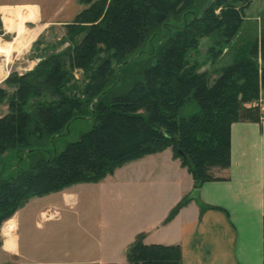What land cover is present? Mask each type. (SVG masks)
I'll list each match as a JSON object with an SVG mask.
<instances>
[{"label":"trees","instance_id":"trees-1","mask_svg":"<svg viewBox=\"0 0 264 264\" xmlns=\"http://www.w3.org/2000/svg\"><path fill=\"white\" fill-rule=\"evenodd\" d=\"M81 2L89 6L67 24V33L74 39L82 34L76 46L65 48L66 54L51 52L42 64L18 77L11 113L0 119V153L7 145L24 143L22 135L30 124L41 137L50 136L85 113L87 103L67 87L69 67L91 64L100 44L117 61L127 62L150 34L170 18L191 11L196 0ZM242 21V11L230 0H207L198 14L167 37L164 60L146 73L145 82L121 94H113L112 87H107L112 75L109 60L95 68L83 91L95 100L94 125L62 151L39 159L15 176L0 178V225L32 197L98 180L121 163L167 147L191 173L195 189L206 181L221 179L218 172L227 169L231 161V124L261 118L258 105L244 103L255 101L264 92V26L246 53L219 68L213 80L201 68L183 74L181 58L183 50L196 46L194 38L199 34L217 32L230 41ZM210 51L214 57L219 55L215 47ZM4 96L0 89V98ZM31 96L49 97V102H34L35 109L29 113L24 106ZM188 97L198 110L181 115ZM188 199H181L168 218ZM143 236L138 234L130 245L129 264H181L179 245L146 244Z\"/></svg>","mask_w":264,"mask_h":264},{"label":"rangeland","instance_id":"rangeland-1","mask_svg":"<svg viewBox=\"0 0 264 264\" xmlns=\"http://www.w3.org/2000/svg\"><path fill=\"white\" fill-rule=\"evenodd\" d=\"M5 1H35L42 6L44 17L65 18L71 15L74 6L79 3V0ZM206 2L196 0L186 16L181 14L170 18L166 25L150 34L143 46L127 58V62L126 59L117 61L111 51L100 44L98 54L91 64L86 67H69L67 87L87 103L85 113L76 117L60 133L50 136L41 137L30 124L25 135H22L24 143L7 145L0 153V178H9L21 170L30 169L39 159L62 151L68 143L90 130L94 125L95 100L88 99L83 91L91 81L93 70L109 60L112 75L107 87H112L113 94L124 93L135 84L145 82L146 73L164 60L167 37L198 14ZM230 3L242 11L243 21L237 32L230 41L222 39L217 32L196 36V46L182 51L183 74L201 68L213 80L218 76L219 68L244 55L249 45L260 37L264 26V0H230ZM88 6L84 3L79 12ZM219 11L220 8L215 12ZM78 13L68 23L73 22ZM16 15L14 13V18ZM23 17L21 15L19 20L23 21ZM31 17L6 32L0 16V44L18 39L16 50L12 49L9 55L0 53V89L5 92V96L0 98V119L11 113L10 102L14 100V93L19 87L18 77L42 64L51 52L64 54L67 51L65 48L76 46L82 36L78 34L75 39L70 36L67 33L68 23L46 25L44 18L42 22L38 20V11L37 18L33 15ZM33 32V37L24 43L23 37L26 39ZM211 47L219 52L217 57L213 56ZM8 77L12 81L7 82ZM38 100L49 102V97L39 99L31 96L24 109L32 113L35 109L33 103ZM261 101H264V92H260L255 101L244 103V106L253 107ZM197 110L196 102L188 97L180 108V114L189 115ZM3 140L7 141V138ZM156 152L121 163L98 180L78 182L66 187L65 191L30 198L15 212L20 223L21 256H10L0 249V262L16 264L39 260V264H95L101 259L100 262L105 264H129L127 251L134 242L132 235L146 219V214L140 210L145 209L140 200L145 197L146 189L152 185L161 187L168 179L167 171L159 163L144 159ZM64 192L72 193L71 198L66 200ZM43 211L45 214L58 213L56 217L45 218ZM6 221L0 225V231Z\"/></svg>","mask_w":264,"mask_h":264},{"label":"crops","instance_id":"crops-1","mask_svg":"<svg viewBox=\"0 0 264 264\" xmlns=\"http://www.w3.org/2000/svg\"><path fill=\"white\" fill-rule=\"evenodd\" d=\"M83 6L84 3L79 0L68 18L44 17L42 6L35 1L0 0V16L7 32L9 29L3 13H10L14 27L32 19V15L36 17L37 11L38 20L42 22L44 18L46 25L65 24ZM14 13L17 14L15 18ZM21 15L24 16L23 21L19 20ZM230 132L229 167L220 173L221 179L206 181L197 189L194 188L191 173L179 158L174 157L171 147L144 157L154 161V164L159 163L167 171L168 179L161 187L153 186V183L151 188L147 187L145 197L140 200L145 206L140 210L146 214V219L134 231V240L143 233L146 244L179 245L181 264H264V118L235 121ZM64 195L68 200L72 193L64 192ZM184 197L189 198L187 203L168 218L173 207ZM57 213L45 214V218L56 217ZM4 223L0 231V249L10 256L20 257L17 213ZM7 227L13 230L12 248L6 246ZM100 260L95 264H105ZM39 262L28 260L18 263Z\"/></svg>","mask_w":264,"mask_h":264},{"label":"bare ground","instance_id":"bare-ground-1","mask_svg":"<svg viewBox=\"0 0 264 264\" xmlns=\"http://www.w3.org/2000/svg\"><path fill=\"white\" fill-rule=\"evenodd\" d=\"M3 19H4V22L7 26V28L10 30V29H14L16 27H14V19L10 16V13L9 12H6L4 13L3 15ZM17 31V30H16ZM35 31V30H34ZM22 32V31H20ZM34 35V32L33 34L29 35L26 39H24L23 37V40H24V43H26L28 41V39H31ZM22 36V35H21ZM21 39V38H20ZM22 40V39H21ZM18 39L15 40L14 42H10V43H4V44H0V53H3V54H6V55H9L10 51L12 49H15L16 47H18ZM21 42V41H19ZM28 43V42H27ZM17 49V48H16ZM15 49V50H16ZM19 51V50H18ZM10 227V226H9ZM9 227L6 228L5 232H6V235H7V241H6V246L8 248H12V245L14 244V240H13V237H12V234H13V230L10 229Z\"/></svg>","mask_w":264,"mask_h":264},{"label":"built area","instance_id":"built-area-1","mask_svg":"<svg viewBox=\"0 0 264 264\" xmlns=\"http://www.w3.org/2000/svg\"><path fill=\"white\" fill-rule=\"evenodd\" d=\"M258 106L261 111V117L264 118V101H261V103H259Z\"/></svg>","mask_w":264,"mask_h":264}]
</instances>
